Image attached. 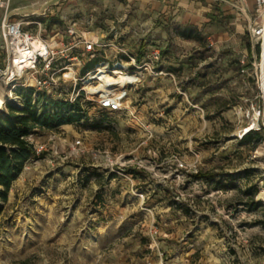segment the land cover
Wrapping results in <instances>:
<instances>
[{"label":"rangeland","instance_id":"1","mask_svg":"<svg viewBox=\"0 0 264 264\" xmlns=\"http://www.w3.org/2000/svg\"><path fill=\"white\" fill-rule=\"evenodd\" d=\"M201 1L196 19L130 0L10 2L54 44L73 22L91 30L98 60L157 48L162 73L145 72L121 112L82 101L80 121L30 134L46 149L0 186V264H264V100L260 68L240 70L256 45L240 0ZM24 81H0L4 107L23 106Z\"/></svg>","mask_w":264,"mask_h":264},{"label":"built area","instance_id":"2","mask_svg":"<svg viewBox=\"0 0 264 264\" xmlns=\"http://www.w3.org/2000/svg\"><path fill=\"white\" fill-rule=\"evenodd\" d=\"M11 1L0 0V57L4 58L0 64V81L25 80L21 85L33 86L34 100L45 95L37 104L41 109L47 105L48 111L50 108L52 112L59 111L54 105H48L52 99L69 103L79 101L82 109V101H89L98 110L121 112L127 108L125 102L130 89L143 80L145 72L162 73L156 68L160 53L157 48L142 58L138 54H126L125 58L116 57L113 61L98 60L106 45L97 34L89 29H79L73 22L64 31L67 38H55L57 44H54L41 33V29L32 32L22 20L13 17L9 13ZM240 1L243 4L239 10L260 56L259 60L258 55L242 56L240 70L247 73L252 67L260 68L256 80L264 100V0H254L253 8L248 6V0ZM92 60H95L94 65L87 68ZM259 115L255 121L257 124ZM30 142L34 144V153L46 149L45 143ZM47 142H53L50 148L57 153L54 134L49 135ZM80 146V140L70 144V155L80 153ZM186 168L187 164L178 160L176 169L183 171Z\"/></svg>","mask_w":264,"mask_h":264},{"label":"trees","instance_id":"3","mask_svg":"<svg viewBox=\"0 0 264 264\" xmlns=\"http://www.w3.org/2000/svg\"><path fill=\"white\" fill-rule=\"evenodd\" d=\"M256 54L259 49L256 47ZM95 60L87 64L92 67ZM45 95L33 99V89H27L24 94L23 106L16 107L11 103L5 104L0 112V186L7 191L13 180L21 172L25 162L34 155V144L28 136L38 128L58 127L62 124H70L80 121L85 112L79 101L69 103L61 100L49 99L48 105H54L59 111L51 112L44 105L41 110L37 109L38 102ZM251 134H245L244 139ZM196 178L212 179L210 172L198 171ZM5 195V194H4ZM1 218V209H0Z\"/></svg>","mask_w":264,"mask_h":264},{"label":"crops","instance_id":"4","mask_svg":"<svg viewBox=\"0 0 264 264\" xmlns=\"http://www.w3.org/2000/svg\"><path fill=\"white\" fill-rule=\"evenodd\" d=\"M130 1L135 4L141 5L140 8L141 7L146 8V6H142V5L148 4L150 7H147V11L150 10L149 12L151 13H157L159 10H163V9L165 10L166 7L175 6L174 12L179 13L181 17L196 19L202 16L201 11H198L196 9L198 8L197 4L202 2L201 0H130ZM205 1L209 2V7H211L212 6L211 3L215 5H220V2L228 1V0H205ZM218 1L220 2L218 3ZM236 1L238 2L239 0ZM206 10L212 11L210 8H207ZM28 139L31 141L30 135L28 136Z\"/></svg>","mask_w":264,"mask_h":264},{"label":"bare ground","instance_id":"5","mask_svg":"<svg viewBox=\"0 0 264 264\" xmlns=\"http://www.w3.org/2000/svg\"><path fill=\"white\" fill-rule=\"evenodd\" d=\"M264 61V60H263ZM1 87V86H0ZM4 103V101H3V98L1 97V95H0V106H2V104ZM252 129V127H248L245 131L246 132H248V131H250Z\"/></svg>","mask_w":264,"mask_h":264},{"label":"water","instance_id":"6","mask_svg":"<svg viewBox=\"0 0 264 264\" xmlns=\"http://www.w3.org/2000/svg\"><path fill=\"white\" fill-rule=\"evenodd\" d=\"M4 110V106L2 104V106H0V112Z\"/></svg>","mask_w":264,"mask_h":264}]
</instances>
